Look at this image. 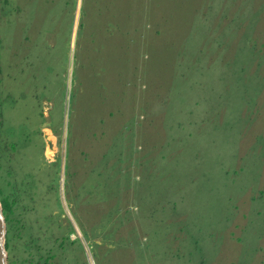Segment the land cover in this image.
Listing matches in <instances>:
<instances>
[{
    "label": "rangeland",
    "instance_id": "1",
    "mask_svg": "<svg viewBox=\"0 0 264 264\" xmlns=\"http://www.w3.org/2000/svg\"><path fill=\"white\" fill-rule=\"evenodd\" d=\"M0 189L8 264H264V0H0Z\"/></svg>",
    "mask_w": 264,
    "mask_h": 264
},
{
    "label": "water",
    "instance_id": "2",
    "mask_svg": "<svg viewBox=\"0 0 264 264\" xmlns=\"http://www.w3.org/2000/svg\"><path fill=\"white\" fill-rule=\"evenodd\" d=\"M0 264H8V252L6 249V220L0 203Z\"/></svg>",
    "mask_w": 264,
    "mask_h": 264
},
{
    "label": "trees",
    "instance_id": "3",
    "mask_svg": "<svg viewBox=\"0 0 264 264\" xmlns=\"http://www.w3.org/2000/svg\"><path fill=\"white\" fill-rule=\"evenodd\" d=\"M81 27H82V29L84 28V23L80 24V28ZM1 194H2V190L0 189V196H1ZM14 200L15 199H13V198L11 200V198H9V197H5V198L1 199L2 208H3V214H4V217H5L6 223L7 222H11L10 221V216H11V214H13L12 206L15 203ZM10 247H11V238H9L7 240L6 249L9 250ZM29 263H31V260L29 261ZM44 264H49V263L47 262V260H44Z\"/></svg>",
    "mask_w": 264,
    "mask_h": 264
},
{
    "label": "bare ground",
    "instance_id": "4",
    "mask_svg": "<svg viewBox=\"0 0 264 264\" xmlns=\"http://www.w3.org/2000/svg\"><path fill=\"white\" fill-rule=\"evenodd\" d=\"M132 185H133V184H132ZM132 185H131V186H132Z\"/></svg>",
    "mask_w": 264,
    "mask_h": 264
}]
</instances>
